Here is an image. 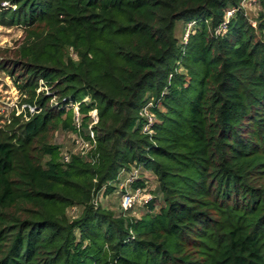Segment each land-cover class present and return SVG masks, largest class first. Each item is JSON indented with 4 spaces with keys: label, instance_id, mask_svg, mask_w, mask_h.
<instances>
[{
    "label": "trees",
    "instance_id": "obj_1",
    "mask_svg": "<svg viewBox=\"0 0 264 264\" xmlns=\"http://www.w3.org/2000/svg\"><path fill=\"white\" fill-rule=\"evenodd\" d=\"M241 1L0 0L36 30L0 67L61 107L0 140V264H264V0L254 24ZM75 104L91 149L63 163L37 135ZM132 166L157 180L139 217L95 201Z\"/></svg>",
    "mask_w": 264,
    "mask_h": 264
},
{
    "label": "rangeland",
    "instance_id": "obj_2",
    "mask_svg": "<svg viewBox=\"0 0 264 264\" xmlns=\"http://www.w3.org/2000/svg\"><path fill=\"white\" fill-rule=\"evenodd\" d=\"M256 3V0H246L244 6L250 15V20L253 22L252 24L255 23V19L260 11V6L256 5ZM1 5L6 4L5 2H2ZM1 20L2 17L0 13V64L6 59L14 58L23 45L31 43L33 39L36 41V30L33 27H26L22 23H10L6 19L4 21ZM186 24L182 20H177L175 22L173 34L178 42L182 40L181 38L183 37ZM194 29L195 28L192 26L191 32H193ZM36 45H38L37 42ZM15 75L10 73L9 68L2 69L0 67V140H7L19 144L23 142L25 138L24 135L27 133L25 130V124L43 111L42 106L37 101L39 98L43 97V95L46 96V94L42 91L43 89L37 88L38 85L34 88H21L22 81L16 78ZM49 96L50 98L45 102L46 107H54V110L56 111L58 108L61 109V107L56 106V96L52 93H50ZM86 99L87 98L83 100ZM23 103H29L32 105L36 104L39 107L38 111L30 114L28 111L26 112L22 110L21 104ZM75 115L78 116L76 109ZM81 118L82 117L79 114V124ZM64 120H66L65 115H63L61 120L56 123L50 121L44 132H40L37 135L39 143L45 142L58 147V160L63 163L67 162L72 154L83 155L91 149V146L86 143L87 141L84 138L86 127H80L77 125V122H74L73 120L70 121L71 123L69 127H64ZM90 120H86L88 123V129L91 124ZM34 153L37 157V162H40L42 166H45L46 161L50 156L36 151H34ZM143 178L145 189L151 194H156L157 180L155 176L149 171H144ZM114 187L115 189L106 196L102 193V188L95 195V201L105 209L119 212L120 193L116 184H114ZM160 202L161 201L158 200L157 205L160 204ZM158 208L159 207H157V209ZM75 210V208L71 209V211L74 212ZM144 210L145 208L138 206L127 212L129 216L139 217L145 212Z\"/></svg>",
    "mask_w": 264,
    "mask_h": 264
},
{
    "label": "built area",
    "instance_id": "obj_3",
    "mask_svg": "<svg viewBox=\"0 0 264 264\" xmlns=\"http://www.w3.org/2000/svg\"><path fill=\"white\" fill-rule=\"evenodd\" d=\"M245 2H246V0L241 1L242 7L245 6ZM233 11H234V9L228 10L226 17L228 18L233 13ZM194 24H195L194 21H190L186 24L185 31H184V34L182 37L184 42H186L188 35L191 33L192 26L194 27ZM225 24H226V20H225V22H223L221 24L220 28L217 29V31L223 30L225 28ZM37 88L43 89L42 91H44V93L46 95H49L50 93H52L49 90V88L42 81L39 82ZM85 98H87V97H85ZM86 100H84V101H86ZM56 104H57V101H56ZM75 105H74V109H73V111H74L73 121L77 122V125L80 126L79 119H78V116H79L78 105H76V107H75ZM150 105H151V103H148L142 110V115L146 119V124H145L143 130L148 131L149 133H150V126L154 120L153 114L148 109V107ZM21 108H22V110H24L26 112L28 111L30 114H32L34 112H37L39 107L36 104L32 105L29 103H23V104H21ZM75 109H76V112L78 113V116L75 115ZM89 116L91 117V122H90L91 124L90 125L97 122L98 117H97V113H96L95 109H92L91 111H89ZM89 134H90L91 138H93V132L90 130V127H89ZM86 143L88 144V142H86ZM122 172H125L126 175H125L124 180L118 186L119 193H120V207H121V209L128 211L130 209L137 208L138 206H143L145 203H147L152 198V194L149 191H147L145 189V187H137V188L132 189V187L130 186V183H132L133 181L138 180L140 178L141 175L139 172V168L136 166H132L128 170L122 169Z\"/></svg>",
    "mask_w": 264,
    "mask_h": 264
}]
</instances>
